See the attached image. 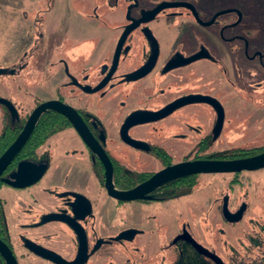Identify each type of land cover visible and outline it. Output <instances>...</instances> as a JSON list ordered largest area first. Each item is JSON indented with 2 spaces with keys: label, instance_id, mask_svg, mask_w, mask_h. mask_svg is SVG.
Returning <instances> with one entry per match:
<instances>
[{
  "label": "rangeland",
  "instance_id": "374dc122",
  "mask_svg": "<svg viewBox=\"0 0 264 264\" xmlns=\"http://www.w3.org/2000/svg\"><path fill=\"white\" fill-rule=\"evenodd\" d=\"M169 1L172 0H0V97L8 98L20 115L29 114L37 102L55 97L56 90L60 89L61 77H58L56 72L60 70L56 64L58 58L67 60L81 56L84 52L89 53L88 64L93 73L92 83H97L100 74H96V71L101 66L109 65L120 26L127 23L130 9L142 4L151 6ZM188 1L202 12L203 20L209 19L218 10L217 7L225 3H236L237 9L242 10L245 16L253 5L257 8L254 12L257 14L256 19L260 25H264V0ZM213 7L215 8L212 9ZM146 27L154 35L159 49V68L178 51L188 47L189 43L194 44L197 49L200 35L210 41V44H207L210 50L215 43L213 28L202 30L184 9H167ZM133 36L125 46L130 47L128 53L132 56L133 52L134 55L130 58L122 55L118 73L130 65L132 67L134 59L141 63L144 55L151 52V49L147 50L139 31L133 32ZM137 56L139 59H136ZM210 58L209 61H198L189 65L186 67L187 71H179L178 76L173 73V79L186 82L182 86L179 85V93L186 90L205 91L217 97L224 108L220 135L209 149L199 155L264 148V81L256 84L255 79H251L248 82L250 86L233 89L229 79V56H221V68L216 66L213 57ZM252 77L254 78L255 74ZM153 79L154 76L150 75L143 81V92L134 104L145 106L149 102V107L155 108L163 103L167 91L164 95L158 91L153 94ZM216 83H219L218 87ZM169 93L174 96L179 94L174 90ZM62 95L64 99L69 100L64 91ZM95 95H91L94 96L92 98H95ZM109 105L112 107L105 110L99 105L87 104V111L100 117L105 126H108L105 134L109 139L108 146L112 147L117 145L119 113L127 110L128 104L124 102L123 105L122 97L117 96L116 100L109 101ZM2 112L0 108V119ZM180 115L188 116L185 125L189 131L184 129L186 134H189L188 148L183 152L179 148L185 149V146L177 145L179 143H174L169 137L179 132L176 123ZM215 123L216 114L205 103H191L156 126L146 125L143 129L150 132L146 134L150 137V143L166 141L168 146L176 149L172 155L174 161L179 160L186 152L190 160L196 155L193 147L200 137L209 134L213 138ZM154 126L158 128L156 133L153 132ZM198 128L203 131L196 134ZM45 152L52 161V169L57 167V164L60 166L55 174L53 173V183L60 192L85 191L97 200L98 204L91 198L95 215L92 225L96 231L110 237L117 233L120 235L124 231L136 232L135 229H144L140 235L123 240L117 239V235L116 242L123 243L109 244L111 246L108 247L107 264H141L142 257L137 256L138 252L123 251L120 256L122 250L118 245H149L151 250L154 245H171V241L182 231H187L197 243L214 253L223 264H264V167L239 173L194 176L188 195L163 205L161 202L149 205L138 202L116 204L107 195L95 189L91 172L86 168V150L71 130L67 129L54 135L37 150V155ZM74 152L76 154L71 159L69 153ZM149 162L151 169L157 168V162ZM46 176L52 177V174ZM19 193L24 192L13 191L0 185V199L4 201L9 229L17 242V234L21 231L18 226L31 219L14 202ZM44 198L42 195L41 199ZM223 204H226L232 213L242 208L241 219L234 223L225 221L221 212ZM24 236L26 241L32 238L30 234ZM50 240L56 249L64 248L60 242L56 243L57 240ZM16 247L18 252L22 251L19 245ZM179 247L180 244L170 247L166 257L162 252H157L156 257L149 260L148 264L173 263L179 255ZM30 264L48 263L32 260Z\"/></svg>",
  "mask_w": 264,
  "mask_h": 264
},
{
  "label": "flooded vegetation",
  "instance_id": "af4514ba",
  "mask_svg": "<svg viewBox=\"0 0 264 264\" xmlns=\"http://www.w3.org/2000/svg\"><path fill=\"white\" fill-rule=\"evenodd\" d=\"M170 2H180L187 6L164 8L148 20L143 19L147 18L149 16V13L161 3L151 6L142 4L140 6L134 7L133 9H130L126 18L128 20L127 23H124L120 26V30L117 35V42L124 30L129 25L137 22L138 23L126 35L120 48L116 68L107 82L100 89L93 90L102 82L104 77H106L113 62L114 52L109 65L107 64L105 66H101L96 71V74L99 72L100 79L97 83L94 84L92 83L93 73L91 72L90 65L88 64V52H84V54L81 56H75L70 59L67 58V60L60 57L56 62V64H58L57 68L60 67V73L58 70H56V72L57 76L61 77V86L60 89L56 90V96L48 100H58L63 104L70 106L77 112L88 131L98 141V143L106 153L108 159L110 160L112 168L111 181L114 188L119 191L129 190L147 180L157 171L176 163L192 160H219L210 157L211 155H199L200 152L209 149L213 145L215 139H217V137L220 135L221 130L219 134L215 136L216 123L214 127L213 138H211L209 134L200 137L201 139H198L196 145H194L193 147L195 148L196 155H194L190 160L188 159L186 152L185 155L182 156L179 160L174 161L172 155L174 154L176 149H172L171 146H168L166 141L159 140L150 143V139H148L150 137L146 136V134H149L150 132L143 129V127H145L146 125L156 126L157 123H160V121L169 118L185 105L191 103L200 104L205 102L185 103L176 107L170 112H167L165 116L156 121L136 123L129 126L126 130V136L129 139L135 141L137 143V146L128 144L122 139L121 128L126 119L133 113L157 112L163 110L166 106L188 96L200 95L215 99L222 107L224 122V108L217 97L210 93H206L205 91L189 92L186 90L183 93H179V87L183 84H186V82L185 80L179 81L177 79H173V73H176L178 76L179 71L186 72V67H188L189 65L198 61H209L211 59L210 57H213L216 66H218V68H221V56L228 55L230 73L229 79L230 83L232 84L230 86L231 88H246V86H250V84L248 85V82L251 81V79H255L256 84H261V82L264 81V25H260L259 20L256 19L257 14L254 12L255 10H257V8H255V6L251 4L252 6H250L249 9L246 8L249 11L245 16V13L242 10L237 9L236 3H234L233 5L225 3L223 6L217 7L218 10L215 11L209 19L203 20L201 18L202 12L197 7H195L192 2L188 0H172L166 3ZM218 6H220V4ZM215 7H213L212 9H214ZM176 8L188 11L195 23L200 28H202V30L213 28V41L215 43H213V45L211 46V53L209 45H207L210 44V41H206L204 39L205 36L200 35V40L197 42L199 47L197 49H195L194 44L189 43L188 47L178 51V53L175 54L173 58L168 59V61L165 62V64L161 68H159L157 66L159 49L157 48L154 35L151 33L150 29L146 27V25L155 21L163 11ZM135 31H139V35H141V37L145 41L147 50L151 49V52L144 55L141 63L137 60L135 61L134 59V65L132 67L129 64V68H127L126 70L124 68V70L118 73L117 71L121 64L120 60L122 58V55L125 54L128 58L134 55L133 52L131 53L132 56L128 53L130 47L125 46V44L127 45L129 40L134 37L133 32ZM200 53L206 54V56L192 60L188 63L178 64L180 61L188 59ZM136 59H139L138 56ZM139 71L144 72L142 75L135 77L136 73ZM253 74H255L254 78L252 77ZM150 75L154 76L152 89L153 94H155L156 91L162 94L167 91L163 103L155 108L149 107V102L145 106H143V104L142 106L134 104L137 103L138 97L143 92V81ZM218 84L219 83H216L215 85H217L218 87ZM173 90L179 94L174 96L169 93ZM63 91L64 94H67L69 96V100L63 98ZM93 94H96L95 98L97 99L92 98L94 97L91 96ZM143 95H145V93ZM117 96L122 97L123 105L124 102L125 104H128V109L124 110L122 108L124 111L120 112L118 116L119 120L117 121V123H119V126L117 129V145H112V147H109V139L105 134L108 126H105L104 121L100 117L94 116L92 113L87 111V104H90L92 106L99 105L102 109L108 110L112 107L111 105H109V101L116 100ZM5 99L8 100V98ZM42 102L45 101L37 102L35 104V107ZM205 104L214 111V113L216 114L217 122L216 110L210 104ZM13 107L15 109L14 114H12L6 107L0 105V108L3 110V114L0 119V138H2L7 133H10L11 136L7 135L10 139L11 137H13L10 143L4 149L0 150V155L21 132L27 117L35 108L34 107L29 112V114L20 115L17 108L14 105ZM50 114L59 115L54 111L47 110L39 117L36 124L42 118L44 119L47 116H50ZM59 116L62 117L61 115ZM62 118L65 120L66 126H64V128L61 130L49 134V136L45 138L39 146L33 149L32 155L21 159L19 157L20 153L29 140L36 126L35 124L29 138L0 177V185H4L5 187L13 191L15 190L18 192H24L17 195L15 194L16 199L14 200V202L18 207L23 209L22 211L24 214L28 215L31 218L26 223H20L18 229H20L21 231L17 234L18 242L14 241V236L10 232L8 220L5 215L4 201L3 199H0V241H2L10 250L16 264H30L32 260H41L48 264H60L56 260H54V258H59L65 263H72L76 260L83 259L79 262V264H107L109 254L108 247L111 246L109 244L116 242L115 237L118 235V233L110 237L107 234L104 236L103 234H100L98 231H96V228H94L95 226L92 225L94 220L93 218L95 216L92 211V199L98 204L97 200H95L93 196L87 195L85 191H70L67 193H64L63 191L60 192L53 183V173L55 174L57 168H60L59 164H57V167L52 169V161L48 153L45 152L37 155V150L54 135L64 132L67 129L71 130L73 133H75L86 150V154L88 157V167L86 168L91 172L95 189H97L99 193H103L109 197L105 189V168L102 162L95 155V153L85 145L75 129L67 122V120L64 117ZM21 119H23V123H21ZM187 120V115L186 117L180 115L177 118V125L175 124L177 129H179V132H176L174 135L169 136L174 143H179L177 145L185 146V149L179 148L181 152L187 150L188 148L187 144L189 134H186V131H184V129H186L185 124ZM108 123L110 124L109 121ZM155 126L153 128V132L156 133V129L158 128H156ZM158 131H160V129ZM202 131L203 130L198 128L196 134H199V132ZM75 154V152L69 153L71 159ZM28 158H32L34 160L29 161ZM149 160H154L155 162H157V168L151 169L149 167ZM22 161L31 162L36 165H45V170L37 181L23 188H15L5 184L2 180L5 178H9L10 174L16 170L17 165ZM78 163L79 165H81L80 162ZM50 173L52 174V177H47L46 175ZM162 185L164 184L162 183ZM156 188L155 190L153 189L155 193L152 192V190L146 195V199L130 202H138L142 203L143 205H149L153 202H161L160 204L162 205L166 204L167 202H162V200H160V198L156 196V190L159 189ZM42 195H44L45 197L43 200L41 199ZM111 199L114 200L116 204L125 203L117 201L113 198ZM54 216L60 217L54 218ZM76 224L82 231L80 234L75 227ZM87 228H89L90 230H88ZM135 230L136 232L134 231V234L132 235L134 237L140 235L144 231V229L139 228ZM26 234H30L32 236L30 241H26L24 239V235ZM128 237L130 236H125L121 238V240ZM50 239L57 240L56 243L60 242L62 245H64V248L56 249L55 246H52L54 244H51L53 242H51ZM181 242L184 241H178L174 245H154L151 250L149 249V245H118L120 247L119 249L122 250L121 254H119L121 256L123 251L125 252L129 250L138 252L137 256L142 257L140 263L148 264L149 260H152L156 257L157 252H162L166 257L170 247L177 246ZM116 243L122 244L123 241H117ZM16 245H19V249H22L21 252L17 251L18 249ZM83 251L85 255L84 258H82L83 256L81 257L80 255ZM0 264H7L1 254Z\"/></svg>",
  "mask_w": 264,
  "mask_h": 264
},
{
  "label": "water",
  "instance_id": "95a60500",
  "mask_svg": "<svg viewBox=\"0 0 264 264\" xmlns=\"http://www.w3.org/2000/svg\"><path fill=\"white\" fill-rule=\"evenodd\" d=\"M179 6H187L180 2H170V3H161L155 9H153L149 16L143 20H148L152 18L157 12L164 8L169 7H179ZM138 23V22H137ZM137 23L129 25L124 32L122 33L121 37L119 38L113 56L112 65L102 82L93 90L100 89L109 79V77L113 74L116 64L118 55L120 52V48L123 44V41L128 34L136 25ZM206 56V54H196L188 59H184L180 61L178 64L188 63L192 60L202 58ZM142 71L136 73L135 77H138L143 74ZM190 102H205L210 104L217 113V122L215 127V136H217L221 130L222 122H223V110L221 105L213 98L207 96H188L182 98L168 106H166L163 110L157 112H136L130 115L125 123L121 128V137L122 139L134 146H137V143L126 136V130L129 126L136 124V123H144L149 121H156L163 116L166 115L167 112L175 109L176 107ZM0 105L6 107L12 114L15 113V109L10 101L5 98L0 97ZM47 110L54 111L64 117L67 122L75 129L77 134L80 136L82 141L88 146L95 155L99 158L105 168V189L109 197L121 201V202H130L135 200H143L147 198V194L150 193L153 189L160 186L162 183L180 178L185 176H192L198 174H220V173H239L242 171H254L264 167V150L259 152L255 155L239 158V159H228V160H192V161H185L181 163H176L165 167L156 173H154L151 177L147 180L143 181L142 183L136 185L135 187L125 190L119 191L114 188L111 176H112V168L110 160L108 159L106 153L98 143V141L92 136V134L86 128L84 122L77 114V112L71 108L70 106L63 104L58 100H48L38 104L29 114L26 119V122L15 138V140L6 148V150L0 155V177L2 173L6 170L8 165L12 162L15 156L18 154L22 146L25 144L27 139L29 138L36 122L38 121L39 117L46 112ZM45 170V165H36L31 162L22 161L20 162L16 170L10 174L9 178H5L2 181L12 187L15 188H23L28 186L35 181H37L41 174ZM222 217L225 221L229 223L237 222L241 219L243 209L240 208L236 212H230L226 206V204L222 205ZM60 217V216H57ZM54 216V218H57ZM79 234L82 232L80 227L75 225ZM134 231L129 230L121 233L117 239H121L125 236H132ZM81 237V236H80ZM178 241H184L188 243L198 254L203 256L204 258L210 260L214 264H223V262L212 252L203 248L199 243H197L187 231H182L179 235H177L171 242L174 245ZM84 250V249H83ZM0 254L4 258L7 264H16L12 253L7 248V246L0 241ZM82 258H84V251L80 254ZM79 255V256H80ZM53 258V257H52ZM60 264H79L81 260H76L72 263H65L59 258H54Z\"/></svg>",
  "mask_w": 264,
  "mask_h": 264
},
{
  "label": "trees",
  "instance_id": "16d2710c",
  "mask_svg": "<svg viewBox=\"0 0 264 264\" xmlns=\"http://www.w3.org/2000/svg\"><path fill=\"white\" fill-rule=\"evenodd\" d=\"M21 123H23V119H21ZM66 126L65 120L56 114H50L46 118H42L35 126L29 140L27 141L24 149L20 153V158L24 159L27 156L32 155V151L35 147L39 146L45 138L58 130H61ZM11 136L10 133L5 134L2 138H0V150L4 149L11 139L8 136ZM264 148L258 149H236L230 151H222L219 153H215L210 157L219 160H228V159H239L245 158L252 155H255L259 152H262ZM31 151V152H30ZM29 161L34 159L28 158ZM193 177H180L176 179L169 180L164 182V185L158 186L156 190V196L162 200V202H168L172 199H176L181 196L188 195L191 192L193 186ZM155 190V189H154ZM152 191L155 193V191ZM1 221V216H0ZM171 264H214L210 260L204 258L200 254H198L188 243L181 242L180 243V252L176 260ZM262 264V263H259Z\"/></svg>",
  "mask_w": 264,
  "mask_h": 264
}]
</instances>
